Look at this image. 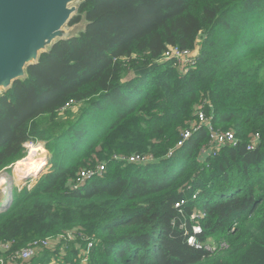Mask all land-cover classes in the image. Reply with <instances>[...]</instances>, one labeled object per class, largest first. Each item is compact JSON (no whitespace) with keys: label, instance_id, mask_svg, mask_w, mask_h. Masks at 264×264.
<instances>
[{"label":"trees","instance_id":"16d2710c","mask_svg":"<svg viewBox=\"0 0 264 264\" xmlns=\"http://www.w3.org/2000/svg\"><path fill=\"white\" fill-rule=\"evenodd\" d=\"M82 20L0 94V170L28 142L52 156L0 208V241L12 242L0 257L51 238L24 264H264V0H81L67 25ZM196 44L187 73L161 59ZM202 104L238 143L202 155V128L168 158ZM134 154L152 158H114ZM100 163L101 176L70 189ZM196 221L212 249L187 243Z\"/></svg>","mask_w":264,"mask_h":264},{"label":"built area","instance_id":"2783aa9c","mask_svg":"<svg viewBox=\"0 0 264 264\" xmlns=\"http://www.w3.org/2000/svg\"><path fill=\"white\" fill-rule=\"evenodd\" d=\"M199 57V47L196 46L192 49L181 48L179 46H168L165 52L162 55V60H173L174 65L178 67V69L182 73H187L196 63ZM204 128L207 131L208 139L201 146L199 153L205 156H216L220 149L225 146H235L238 141L233 131L231 130H222L219 128H215L212 122V115H207L204 111V104L200 105L196 111V119L189 126V128L185 129L182 134L180 140L177 142L174 148L168 150L167 157H171L176 150V148L181 147L187 139H189L193 133L199 131ZM259 138L258 134H254L250 137V141L248 144V148H252L255 143H257ZM114 158L119 159L122 162H131V163H146L151 160L152 156L149 154L145 155H118L114 156ZM105 166L104 163L98 164L95 168L89 169H81L74 180L70 184V189L76 190L83 185L86 184L87 181L93 179L94 177L101 176L104 173ZM192 198H196V194L192 195ZM186 199H181L175 203V207L179 208L186 203ZM201 211L195 209V212L191 215L192 218L201 216ZM201 232V226L198 221H196L192 225V234H190L187 238V243L195 247L196 249L207 248L212 249L210 245L207 243L201 242L197 238V234ZM61 238L71 240L75 239L76 234L73 231H67L60 235ZM87 241L84 254L88 253L89 249L93 245V241L89 238H83ZM12 242L10 241H0V250H10ZM51 245V238L44 239H34L29 242L26 246L18 248L13 251L9 257L3 258L0 257V264H24L29 261L32 257H34L37 252L42 249L49 247ZM81 255V254H80ZM87 258L85 256H81V264H86Z\"/></svg>","mask_w":264,"mask_h":264},{"label":"water","instance_id":"95a60500","mask_svg":"<svg viewBox=\"0 0 264 264\" xmlns=\"http://www.w3.org/2000/svg\"><path fill=\"white\" fill-rule=\"evenodd\" d=\"M70 1L0 0V87L25 75V67L71 18Z\"/></svg>","mask_w":264,"mask_h":264},{"label":"rangeland","instance_id":"374dc122","mask_svg":"<svg viewBox=\"0 0 264 264\" xmlns=\"http://www.w3.org/2000/svg\"><path fill=\"white\" fill-rule=\"evenodd\" d=\"M81 0H72L68 2L67 7L72 9L71 15L73 16L75 14V8L78 5V3ZM85 20H82L78 24L74 26H69L64 24L59 32L53 36L52 39H50L49 43L45 44L43 48L39 50V53L43 50L45 51L48 49L49 45L56 41L59 37H66V36H76L80 31L83 30L85 26ZM145 70V69H143ZM142 72L140 71H131L128 74H126L125 79L129 80L136 74ZM6 89L4 87H0V94H2ZM45 149L43 151V149ZM27 148V154L23 158H26V162H31L35 160L36 162H39V167L37 166L38 163H36L30 170H27L28 167H24V169L27 171L25 174L21 173L22 175H19L15 171V167L17 163L15 162L13 165L9 166L8 168H4L0 170V179H4L3 182L0 185V208H2V205L6 202V199L11 196V192L21 191L23 188L30 189L34 185V183L37 181L38 177L46 173L50 169V165H48L49 160L51 159V153L44 147V143L42 142H36V143H30L28 142L26 144ZM42 156V157H41ZM44 156V157H43ZM32 157V158H31ZM42 159H41V158ZM26 166V165H25Z\"/></svg>","mask_w":264,"mask_h":264},{"label":"bare ground","instance_id":"6f19581e","mask_svg":"<svg viewBox=\"0 0 264 264\" xmlns=\"http://www.w3.org/2000/svg\"><path fill=\"white\" fill-rule=\"evenodd\" d=\"M43 48V47H42ZM5 88V87H4ZM42 149H43V147H42ZM45 149H43V151H44ZM42 157V156H41ZM40 157V158H41ZM44 157V156H43ZM32 158V157H31ZM42 159V158H41ZM35 160H37L36 158H35ZM31 161V162H26V158L25 159H21V160H19V161H17L16 163H17V165H16V167H15V171L19 174V175H22L21 173H26L27 171L24 169V167H28V169L27 170H30L36 163H38L37 164V166L39 165V162H36V161ZM26 165V166H25ZM22 166H24V167H22ZM3 180L4 179H0V185H1V183L3 182Z\"/></svg>","mask_w":264,"mask_h":264}]
</instances>
